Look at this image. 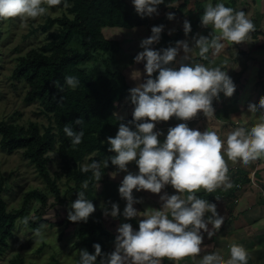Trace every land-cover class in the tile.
I'll list each match as a JSON object with an SVG mask.
<instances>
[{"label": "clouds", "instance_id": "clouds-1", "mask_svg": "<svg viewBox=\"0 0 264 264\" xmlns=\"http://www.w3.org/2000/svg\"><path fill=\"white\" fill-rule=\"evenodd\" d=\"M61 3L65 8L70 6L68 0H0V19H35ZM131 3L135 12L144 18L159 15L158 8L165 0H131ZM174 16L169 13L167 19L173 20ZM200 20L202 26L211 27V32L196 39L192 47L186 41H177L174 47L154 49L152 45L161 40L163 25L153 26L151 35L141 41L143 51L134 57V62H143L145 79L129 89L132 120L127 124L120 123L115 137L107 138V151L112 155L103 161L93 160L81 165L80 171L91 172L98 186L103 177L102 170L108 168L109 161L118 171L127 172L118 187L120 198L126 201L123 211L117 203H111L110 208L103 206V215L114 219L119 216L125 220L143 219L138 222V230H134L130 223L119 225L112 252L102 253L101 245L96 243L93 244L94 253L86 249L79 251L76 264H161L165 257L169 260L196 257L203 251L204 231L212 236L225 217L214 201L197 198L194 193L201 188L212 192L221 185L231 186L225 153L228 159L244 164L264 158V97L258 103H248L252 113L260 114L259 122L251 127H235L228 132L226 140L216 131L201 132L189 128L187 123L170 127L162 141L158 137L164 134L154 131L157 123L173 117L186 122L199 112L212 116L213 100L221 93L231 97L235 91L236 84L227 71L189 63V53L195 47L199 55L207 59L210 49L218 53L224 48L222 41L231 44L245 42L256 24L244 11H236L223 2L213 5L211 0ZM183 30L185 35L191 32L188 20L183 22ZM181 49L184 55L177 60ZM154 73L158 74L153 77ZM140 78L139 71L132 73V79ZM64 80L71 89L80 84L76 76L68 75ZM82 123L81 118L74 121L75 125ZM63 131L73 146L82 143V129L77 131L72 124H66ZM129 162L135 163L138 172L128 171ZM110 175L115 178L117 173ZM168 185L177 194L161 195L159 209L148 208L140 212L134 207L141 201L134 197L133 190L159 194ZM82 188H88L87 181ZM186 192L189 195L185 198L183 194ZM76 195L67 219L86 223L95 212V206L86 198L85 191L76 192ZM22 223L27 225L28 219ZM210 223L212 227H209ZM34 235L41 237V229H35ZM198 264H248V252L243 246L232 244L227 259L220 251H206Z\"/></svg>", "mask_w": 264, "mask_h": 264}, {"label": "trees", "instance_id": "trees-1", "mask_svg": "<svg viewBox=\"0 0 264 264\" xmlns=\"http://www.w3.org/2000/svg\"><path fill=\"white\" fill-rule=\"evenodd\" d=\"M239 0H230L225 6L236 9ZM69 7L62 17H49L44 30L58 25L57 31L49 34L46 43L40 47L31 48L26 55L20 57L14 70V77L24 79L29 86L25 95L26 103L39 101L43 111L51 115L52 123L42 130L32 122L28 127L0 121V146L3 150L12 152L22 149L24 156L36 167L40 176L54 193L56 203L66 205L56 179L49 171V152L55 151L60 156L66 177L73 181L78 191H85L89 199L88 188L98 184L92 173L80 171L81 162L86 156L95 153L90 162L103 161L112 155L107 151L108 137H115L120 123L127 124L132 120V111L127 116L118 113L117 104L128 95L134 86L128 80L124 70L114 64V56L121 49L120 41L108 39L102 28L118 26L132 28L147 23V18H141L134 6L125 0H68ZM63 3L53 8H62ZM195 27L197 22L192 23ZM263 31L254 30L258 35ZM180 35L171 37L167 45L159 42L156 49L174 47ZM264 46V44L262 45ZM203 58L199 56L195 61ZM193 63L192 61H188ZM158 73H154L153 77ZM76 76L80 84L76 89L65 85V76ZM264 94V84H262ZM81 118L83 123L75 125L74 121ZM66 124H72L75 130L84 131L82 143L73 146L63 129ZM101 141H104L102 144ZM115 166L111 165L103 171L100 183L107 179L104 175ZM88 188H82L84 182ZM4 185L0 181V257L10 247L9 240L14 236V228L19 218L28 219L27 225L33 229L43 227L48 219L34 221L29 218L27 205L32 197L47 202L46 194L38 189L27 193L23 209L8 211L3 198ZM77 196L72 197V200ZM78 226V245H83L89 253H94L93 244H100L101 251L108 253L112 233L103 225L95 212L88 221L67 225ZM138 227V225H136ZM100 260V257L97 258ZM172 260L162 258V264H171ZM9 264H25L15 257Z\"/></svg>", "mask_w": 264, "mask_h": 264}, {"label": "crops", "instance_id": "crops-1", "mask_svg": "<svg viewBox=\"0 0 264 264\" xmlns=\"http://www.w3.org/2000/svg\"><path fill=\"white\" fill-rule=\"evenodd\" d=\"M125 1L132 5L131 0ZM229 1L211 0V3L213 5L217 2L225 4ZM208 3L209 0H165V3L158 8L159 15L146 17V24L125 28V30L121 29L124 27L105 26L102 31L108 39L118 40V36L123 35L121 36L123 38L120 45L128 44V47L135 49L134 54H130V59L134 63V57L141 50L143 51L140 47L141 41L151 35L153 26H164L160 42L165 45L176 34L180 35L179 41H186L190 47L194 45L195 40L200 36H208L211 27L202 26L200 20ZM235 10L244 11L246 16L252 18L256 24L255 30H264V0H239ZM169 13L175 14L173 20L167 19ZM185 20H188L191 25V32L187 35L183 30ZM194 21L198 23L195 29L192 24ZM222 43L224 44L223 49L218 53L210 49L206 54L207 59L203 58L199 62L195 61L200 56L199 50L193 47L192 52L189 53V61L193 60L194 64H203L208 68L220 67L222 70L227 71L236 84L233 95L226 97L221 93L218 99H214L212 105L214 114L212 116H205L202 112H199L186 122L177 120L174 117L168 121L159 122L160 128H155L154 131L158 130L164 134L158 137L161 141L165 138L168 129L179 123H187L189 128L201 132L206 130L216 131L222 139L226 140L228 132L235 127L240 125L251 127L259 122L258 117L260 114L252 113L248 108V103L249 101L258 103L259 99L264 97L262 88V84H264V46H262L264 35L262 33L254 35L252 31L245 42L231 44L222 41ZM246 47H255L256 50L250 54L249 48ZM139 49L140 51H138ZM183 55L181 49L177 60H180ZM140 64L141 66L144 65L143 62ZM132 68L131 65L130 71ZM124 73L131 84L136 87L135 82L131 81L125 70ZM128 97L129 95L117 104L118 113L123 108L124 111H127L128 106L130 111L123 116L129 115L132 110ZM224 155L229 166L227 175L231 181V186L226 188L221 185L212 192H206L201 188L194 194L197 198L214 201L225 219L221 227L212 236L202 230L204 231V239L201 253L197 254L196 257L189 256L180 260H172L171 264H198L200 257L206 251H220L227 259L232 244H239L247 250L248 264H264V158L244 164L239 160L232 161L228 159L226 153ZM253 175L260 187L252 184L251 178ZM165 193L168 195L177 194L171 185L166 186L159 194L147 191V197L152 201L147 202L142 207L159 209L161 206L160 196ZM187 195H189L187 192L183 194L185 198ZM209 227H212L211 223Z\"/></svg>", "mask_w": 264, "mask_h": 264}, {"label": "rangeland", "instance_id": "rangeland-1", "mask_svg": "<svg viewBox=\"0 0 264 264\" xmlns=\"http://www.w3.org/2000/svg\"><path fill=\"white\" fill-rule=\"evenodd\" d=\"M44 6L47 7L46 4ZM65 13V7H52L45 15L35 19L26 21L19 17L0 19V121L25 127L35 122L42 130L52 123L51 115L43 111L39 101L25 102L24 98L29 89L28 83L24 79L14 77V70L20 57L26 55L31 48L40 47L46 43L49 34L57 31L58 25H54L48 30L43 29V26L47 25L48 18L62 17ZM121 29L125 30V28ZM121 36L123 35L118 36L119 41H122L123 37ZM128 46V44L121 46L114 56V64L125 70L131 81H134L137 86L145 79L144 65L141 66L140 63L131 61L130 54L135 52V49ZM246 48H249L250 54L256 50L255 47ZM131 65L133 68L130 71ZM135 71L141 73L139 80L132 79V73ZM128 111L130 110L127 106V111H124L123 108L119 110V113L126 115ZM48 155L50 157L49 171L56 179L62 196L66 198V205L56 203L54 193L40 176L34 164L24 156L22 149L9 152L0 146V181L4 185L3 198L8 211L23 209L27 193L38 189L46 194L47 202L44 203L42 200L32 197L27 205V215L34 221L48 219V222L40 228L42 236L36 237L35 229L23 224V218H19L14 228V236L9 240L10 247L0 257V264H9L15 257L21 258L25 264H76L79 259V251L84 250L83 245L77 244L78 226L67 225L70 205L76 200H72V197L77 196L76 192L79 191L75 188L74 182L66 177L60 156L55 151L49 152ZM94 155L95 153L86 156L81 165L91 163L90 158ZM127 168L129 172H138L134 162H129ZM113 172L117 173L115 178L110 175ZM127 174V172L118 171L115 167L104 175L107 179L105 183L88 188L89 200L96 209L95 216L100 218L103 225L112 233L108 253L114 250L116 230L120 224L130 223L134 230H138L136 225L139 220L143 219V217H138L125 220L123 216L114 219L111 216L103 215V206L107 205L110 208L111 203H117L120 211H123L126 201L120 198L118 187ZM133 195L141 201L134 204V207L140 212L146 210L142 206L152 201L148 199L147 191L136 192L133 190Z\"/></svg>", "mask_w": 264, "mask_h": 264}, {"label": "built area", "instance_id": "built-area-1", "mask_svg": "<svg viewBox=\"0 0 264 264\" xmlns=\"http://www.w3.org/2000/svg\"><path fill=\"white\" fill-rule=\"evenodd\" d=\"M157 44H153L152 47L156 49ZM160 128V123L156 124V129ZM251 182L254 186L260 187L259 183L255 180L254 175L251 178Z\"/></svg>", "mask_w": 264, "mask_h": 264}]
</instances>
